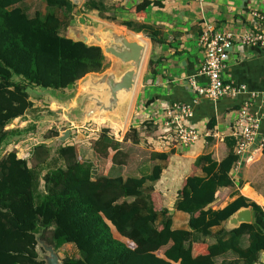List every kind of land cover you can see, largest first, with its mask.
Wrapping results in <instances>:
<instances>
[{"label":"trees","instance_id":"1","mask_svg":"<svg viewBox=\"0 0 264 264\" xmlns=\"http://www.w3.org/2000/svg\"><path fill=\"white\" fill-rule=\"evenodd\" d=\"M25 1L0 0V150L21 136L14 121L33 107L28 86L63 91L86 75H100L109 68L99 47L61 35L72 22L75 5L71 1L44 0V14L36 11L33 16L19 6ZM151 5L143 0L135 5L134 14ZM82 8L98 12L101 20L117 22L115 14L106 16L114 9L97 0H85ZM118 25L160 43L147 25L132 21ZM152 65L149 58V73ZM242 100H231L235 110ZM57 137L56 131H49L43 139ZM123 142L138 145V131L130 127ZM234 145L232 139L226 140L228 154L219 163L211 155L198 157L194 166L204 177H188L178 192L175 209L189 215V230H173L169 212L154 208L152 185L161 176L160 166H154L149 175L107 177L103 171L95 174L92 164L80 162L73 145H62L56 150L60 165L41 175L51 148L38 144L28 159L9 151L0 158V264H45L36 250L37 236L55 252L65 245L76 249L77 256L65 257L61 264H216L215 259L227 253L233 258L222 264H259L264 254V210L241 196L221 210L210 208L219 189L234 185L229 177L238 161ZM91 149L105 165L110 159L113 166L133 171L129 155L120 150L108 129L100 132ZM261 156L264 144L253 159ZM150 159L166 161L167 155L151 153ZM40 182L42 195L37 193ZM241 208H249L255 221L222 229L214 235L213 244L204 246L211 229Z\"/></svg>","mask_w":264,"mask_h":264},{"label":"crops","instance_id":"2","mask_svg":"<svg viewBox=\"0 0 264 264\" xmlns=\"http://www.w3.org/2000/svg\"><path fill=\"white\" fill-rule=\"evenodd\" d=\"M78 1L81 2V0ZM142 1L106 0L105 3L107 7L114 9L112 13L115 14L117 19L115 23L109 22V27L116 32H123L125 35L129 34L140 40H142L140 37L144 36L147 41V48H149V58L153 61L152 72L149 73L147 66L143 75L140 77L139 74L138 76L123 130L121 133L118 131L113 133L115 140L120 144V150L129 155V162H132L133 171L127 173L126 167L113 166L109 159L105 165V176L117 177L126 173L139 177L149 175L154 166H160L162 169L161 176L152 185L151 199L154 208L157 211L166 209L169 212L173 230H189V215L175 209L178 192L188 177H204L202 171L194 166V162L198 157L211 155L213 161L219 163L227 156L226 140L232 139L230 127L236 117V110L233 108L235 103H232L229 99H222L216 103L200 101L194 106L193 117L186 123L197 130L200 139L186 150L181 149L176 142H173L171 133L163 128L161 109L172 103L190 105L194 98L186 78L197 73L203 62V53L197 47V38L203 23L209 22L219 30L239 31L245 29L248 23L251 22L250 14L252 11L264 12V0H202L201 2H198V0H148L152 5L143 13L135 15L134 7ZM122 21H132L137 25L149 26L151 31L156 33V41L160 43H153L151 36L144 33L136 34L119 26L118 24ZM83 33L85 32H81V34ZM61 35L73 41L80 40L75 38L72 31L68 32V36ZM239 52L237 51L230 59L229 67L225 71V78L237 84H243L248 90L258 93L257 101L252 110L264 111V47L245 49V51L243 50V58L235 61ZM106 61L109 64L113 62L107 57ZM61 92L54 91L52 92L54 93L53 97L46 96L44 100L39 98V101L35 102L30 98L33 103L31 110L47 108L51 111L52 106L62 104L64 95L62 96ZM63 92L70 93L68 90H63ZM47 102L49 106L43 105ZM34 103L37 105H34ZM70 109L67 114L68 121H70V116L74 111L73 108L70 107ZM29 111L22 117L26 118L21 125L22 127L20 125L14 126L16 130L21 132L18 142L13 144L14 149L18 150L16 153L19 158L26 155L29 157L32 148L38 144H45L51 148L50 144L56 140L59 141L65 132L55 129L58 133L57 138L44 140L43 135L42 140L29 149L23 147L26 142L32 140L30 138L32 134L29 131L35 128L34 125L40 122H48L46 112H41V114H44L43 117L38 116L39 113L33 114L35 111L32 114ZM22 118L16 119L14 123ZM54 121H58V119H54ZM211 122H214V124L209 128ZM49 123L56 124L52 121H49ZM76 124L75 122L72 123L75 126ZM130 127L135 128L139 133L138 145L123 142V137ZM48 128L45 130L52 129ZM73 134L69 129L67 143L76 148L77 159L83 163H91L93 159L92 164L96 166V159L91 149L92 142L85 141V137L81 139L80 137L83 138V136L80 132H77L75 139L79 141L72 144L71 141L75 140ZM92 140L95 141L94 138ZM151 153L165 154L167 159L166 161L151 160ZM253 158L250 159V161H253L252 163L242 165L235 176L233 187L221 188L216 192L215 200L210 205L213 211L223 209L239 196L264 210V156L259 157L257 160ZM245 189L248 190L247 195L243 194ZM253 221L255 219L252 215ZM222 229L229 231L233 227L227 221L223 222L220 227L212 228V235L205 239L204 246L213 244L215 242L214 235ZM198 245L201 244L196 246ZM65 247L73 246L65 245ZM75 256H77V252L72 257ZM232 258L233 256L227 253L225 256L216 258L215 263L222 264L224 260ZM259 264H264V254L261 255Z\"/></svg>","mask_w":264,"mask_h":264},{"label":"built area","instance_id":"3","mask_svg":"<svg viewBox=\"0 0 264 264\" xmlns=\"http://www.w3.org/2000/svg\"><path fill=\"white\" fill-rule=\"evenodd\" d=\"M250 16L251 22L239 31L219 30L209 22L203 23L197 38L203 62L197 73L186 78L194 98L190 105L172 103L161 109L163 128L171 133L173 142L186 150L200 139L197 130L186 123L193 117L194 106L200 101L216 103L222 99H243L230 127V136L235 142L233 153L238 157L229 173L233 182L242 165L253 158L264 144V111L252 110L258 93L225 78L229 61L237 51L240 52L235 61L243 58L245 49L264 47V12L252 11Z\"/></svg>","mask_w":264,"mask_h":264},{"label":"rangeland","instance_id":"4","mask_svg":"<svg viewBox=\"0 0 264 264\" xmlns=\"http://www.w3.org/2000/svg\"><path fill=\"white\" fill-rule=\"evenodd\" d=\"M98 2H101L102 4L105 5L106 0H97ZM85 2V0H81V2L75 6V9L73 11V17H72V22L70 24V26L65 29L63 31V35H67L68 36V32L72 31L75 38H79V36L81 35V32H86L87 34H90L92 31H94V28L98 25V24H102L103 25V32L107 31L109 28L111 29V27H109V22L105 21V20H101L98 17L95 16L94 13H90L87 11H83L82 5ZM104 2V3H103ZM20 7H23V9L26 11V13L28 14V16H33L34 13L40 12L41 14H44V0H27V2H24L22 4H20ZM113 13L111 12L110 14H107L106 16L108 17L109 15H112ZM113 30V29H112ZM116 33H123V32H116ZM127 37H130L131 40H134L133 36H130L129 34L126 35ZM142 40H144L146 43V38L140 37ZM108 59H110V57H108ZM148 59H149V48H147V51L145 53V58L143 61V65L140 71V77L143 75L144 71L146 70L147 66H148ZM117 66L116 63L110 62L109 64V68L106 71H109L111 69H115V67ZM105 73V72H104ZM15 82H21L20 79L15 78L14 79ZM85 82H81L80 84L83 85ZM79 83L76 84L74 87H72L70 89V92L72 91V93H68L67 92H61L62 96L64 95V99L62 101V104L59 103V105L57 106H52L50 108L49 111L47 108H36L35 110H31L29 111L30 114H32L33 111H35V113L33 114H38V116H43L44 114H41V112H46V115L48 116L47 119V123H39V124H35L34 125V129L30 130L29 133L32 134L30 135V138L32 140L26 142L24 144L23 147L26 148H30L32 145L36 144L37 142H39L40 140H42V136L45 135L46 133H48L49 131H56L55 129H59L62 131H68L69 129L74 133L73 137L75 139L77 132H80L81 135L83 136L80 137L81 139H84L85 137V141H89V142H93V138L96 140L100 134V132L103 129H108L110 135L114 138V134L116 133L115 131H118L121 133V131L123 130L124 124L123 125H119L116 129H112V121L117 120L119 117H116L115 114H106L104 112H99L98 110L94 109L93 105L91 106V104H86L85 107L87 108V112L88 111H94V115L90 116V117H83L82 121H76L77 124V128H74L75 125H68V119H67V114L69 113V109L70 107L73 108L74 110L76 109L77 111H79L80 109V105H76L72 100L70 101V99H68V97L72 94H78L81 95V97H83L82 95H85V92H83L82 90L79 89V86H81ZM27 92L29 93V96L32 100L35 101H39V98H41L40 100H44V97H53L54 96V92L53 90H45L39 87H32V86H28L27 87ZM86 97V95H85ZM81 102V101H79ZM80 104V103H79ZM34 105H37L36 103H34ZM45 106H49L48 102L46 104H43ZM63 105H68V108L63 107ZM130 107V106H129ZM134 109V108H133ZM117 113V112H115ZM59 114V115H58ZM75 114V113H74ZM90 115V114H89ZM88 115V116H89ZM58 119V121H54L53 119ZM79 112H76L75 115L70 116V120H79ZM82 119V118H81ZM26 118H22L20 121L15 122L14 125L15 127L19 126L22 127V123L23 121H25ZM49 121H52L54 123H56L55 125H53L52 123H49ZM39 122V121H38ZM48 127L52 128L51 130H45ZM126 127V126H125ZM49 129V128H48ZM95 129H97V131H94ZM127 129V128H126ZM39 135V137H37ZM27 138V137H25ZM115 139V138H114ZM18 141V140H17ZM78 142L79 140L75 139L74 141H71L72 144H74L75 142ZM68 139H66L63 143H60L58 140L54 141V143L50 144L51 146V155H50V160L49 163L47 164V166H43L42 170H41V175H43L48 169L53 168L54 166H58L60 165V163H57L56 161V150L62 146V145H68L69 143ZM13 142L12 141H8L7 144L4 146V148H2L0 150V158H2L6 153H8L9 151L15 150L13 147ZM16 151V150H15ZM18 152V150L16 151ZM20 155V153H19ZM23 157V158H21ZM21 159H28L29 157L26 156H20ZM93 163V159L91 160V163ZM94 167V164H92ZM95 171L94 173L96 174V171L99 170L100 172L103 171L104 175H105V162L101 161L100 159H96L95 161ZM38 194L43 193L42 190V182H40V186L38 188L37 191ZM38 239V244L36 247L39 259L44 261V258L47 256V253L44 251L43 246H47L42 240L39 239V236H37ZM76 249L74 247H62L61 249H59L58 251H56V255L59 258V261L61 262V260L65 257H72L74 256V254L76 253Z\"/></svg>","mask_w":264,"mask_h":264},{"label":"water","instance_id":"5","mask_svg":"<svg viewBox=\"0 0 264 264\" xmlns=\"http://www.w3.org/2000/svg\"><path fill=\"white\" fill-rule=\"evenodd\" d=\"M70 1L75 6L79 4L78 0ZM90 13H94L95 16L98 17V12L92 11ZM94 31L96 32L95 39L97 42L91 44H87L82 40H79V42L87 46L99 47L105 58H112L117 66L115 69L105 71V73L100 75L88 74L72 86L74 87L76 84H80L84 81L85 83L83 85L80 84L81 86H79V89L85 92L86 97L84 94L82 95L83 97L78 94H72L68 97L70 101L72 100L76 105H80L79 111L75 109L72 112V115L79 112V120H70L68 125L71 126L72 123H77L76 121H82L83 117L94 115L95 110L87 112V108L85 107L86 104L84 103H89L99 112L109 113L111 115L115 114L116 117H119L118 121L114 119L112 121V129H116L119 125H123L127 118L129 106L147 50V44L146 42L131 40V38L127 37L125 34L116 33V31L110 28L103 32L102 24H98L94 28ZM99 38L107 41V45L102 47V45L99 44ZM147 38L149 37L147 36ZM72 87L65 90L70 91ZM70 93H72V91ZM63 107L69 109L68 105H63ZM70 110L71 109H69V111ZM68 137L69 130L63 133L59 141L63 143ZM228 222L233 229L237 228L240 224H250L252 222L250 209H239L229 218ZM43 249L47 253V256L44 258L45 264H61L52 246H43Z\"/></svg>","mask_w":264,"mask_h":264},{"label":"bare ground","instance_id":"6","mask_svg":"<svg viewBox=\"0 0 264 264\" xmlns=\"http://www.w3.org/2000/svg\"><path fill=\"white\" fill-rule=\"evenodd\" d=\"M95 35H96V32L95 31H92L90 34H87L85 32V33L81 34L78 39L84 41L87 44H91V43L97 42V40L95 39ZM99 40H100L99 41V44L102 45V47L105 46V45H107V43H108L107 41L102 40L100 38H99ZM134 40L135 41L144 42V41H142L140 39H137V38H134ZM110 59L113 61V63H115V61L112 58H110Z\"/></svg>","mask_w":264,"mask_h":264}]
</instances>
